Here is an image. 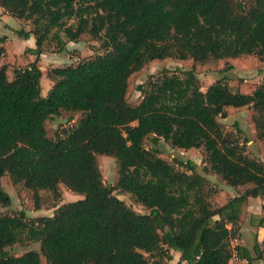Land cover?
Returning a JSON list of instances; mask_svg holds the SVG:
<instances>
[{"label": "trees", "instance_id": "trees-1", "mask_svg": "<svg viewBox=\"0 0 264 264\" xmlns=\"http://www.w3.org/2000/svg\"><path fill=\"white\" fill-rule=\"evenodd\" d=\"M0 6L32 23L17 33L34 35L36 47L27 50L37 59L49 39L64 43L61 32L70 41L88 33L104 50L50 69L45 96L37 60L15 68L12 79L8 66L0 67V205L12 203L1 185L6 174L36 197L40 190L59 197L61 183L83 195L49 216L0 214V264H158L171 250L181 254L177 264H228L234 252L251 264L249 250L233 240L248 197H261L264 210V162L219 118L228 116L227 107H252L264 141V82L242 92L220 79L203 90L195 70L165 69L139 86L138 104L127 92L130 77L153 60L251 55L264 62V0H0ZM5 40L0 35V45ZM65 111L80 118L48 135L47 122ZM162 140L203 149L204 170L227 185L254 186L215 206L216 189L197 163L166 160ZM98 155L116 159L114 185L104 182ZM116 190L149 212L134 210ZM253 219L264 228V214ZM26 242H39L40 250L8 249ZM255 252L264 260V237Z\"/></svg>", "mask_w": 264, "mask_h": 264}, {"label": "rangeland", "instance_id": "rangeland-1", "mask_svg": "<svg viewBox=\"0 0 264 264\" xmlns=\"http://www.w3.org/2000/svg\"><path fill=\"white\" fill-rule=\"evenodd\" d=\"M6 14L0 6V17ZM70 24L74 20L69 21ZM33 25L29 21L17 18L5 21L0 18V28L6 32L4 43L0 45V67L8 66V76L14 77V69L25 67L31 61L37 60L42 69L41 79L42 95H46L53 84L48 77V71L53 67H61L79 62L85 57L93 56L96 53L103 52L102 42L95 40L88 33L83 34L79 41H70L63 32L60 36L64 43H59L57 39H49L44 47L43 53L39 59L31 56L27 50L32 44V40L26 39L17 33L19 29L30 30ZM34 36V35H33ZM36 47V39L33 38ZM232 66L231 68L229 66ZM181 72L184 70H195L197 77L201 82L203 90H206L211 84L222 79L228 83L234 91L251 92L256 86L264 82V62L256 56H241L235 59L209 61L207 63H198L193 59L179 60L167 58L164 60H153L146 64L140 71L135 72L129 80L127 99L130 104L136 105L140 102L142 95L139 86L144 84L149 77L157 75L163 70ZM228 116L219 118L224 129L233 132L239 138L242 144L246 146V152L264 162V141L258 138L255 124L253 121L254 110L250 106L240 108L227 107ZM72 116V117H71ZM80 118V114L72 112H63L61 116L47 122L48 135L55 136L67 127L73 125ZM237 124V125H236ZM241 128V132L237 128ZM147 147L151 146V139L146 140ZM162 154L166 160L173 162L175 158L182 160H192L198 165V170L204 174L216 189L213 196L215 206L225 204L232 196L244 194L252 188L253 184H246L238 187L227 185L214 173H208L204 170V151L203 149L193 148L189 150L172 147L169 143L161 141L159 145ZM98 162L106 184L114 185L118 179V164L114 157L107 155H98ZM2 187L11 195L12 203L7 207L0 205V214L13 213L18 210H24L29 218H35L45 215H53L55 210L66 202L76 201L83 198V195L72 192L63 183L59 185L60 196L56 197L52 191L40 190L39 197L34 196L33 191L27 190L22 183L14 184L9 175H4L1 179ZM115 194L134 210L142 213L149 212L148 209L136 203L129 194L122 193L119 190ZM252 197V196H250ZM254 208V205L252 206ZM249 216L245 217L248 220ZM245 221V220H244ZM12 254L21 255L28 250H40L39 242H26L25 244H15L8 248ZM171 258L159 261L158 264H177L180 254L171 250ZM261 264H263L261 262Z\"/></svg>", "mask_w": 264, "mask_h": 264}, {"label": "crops", "instance_id": "crops-1", "mask_svg": "<svg viewBox=\"0 0 264 264\" xmlns=\"http://www.w3.org/2000/svg\"><path fill=\"white\" fill-rule=\"evenodd\" d=\"M3 11L5 12L4 9ZM0 18L4 19L5 21H8L10 18L14 19V17L10 16L8 13L3 14V16H1ZM6 34L7 33L2 32L0 28V35L2 36ZM33 38H35L33 35L29 38V40H32V43H31L32 45L29 46V48H35V46H33L34 45ZM32 55L33 54H31V56ZM235 196H238V195H234L232 197H235ZM262 203L263 201L261 197H248V199L243 203L242 209H241L242 210L241 217L239 221V226H240L239 236L233 240L234 246L235 245L245 246L249 250L250 254L254 258L251 261V264H261V262L264 264V260L256 259V252H255L256 243L258 241L261 242L264 237V228L258 227L257 222L253 219V216L255 215L260 216L264 214ZM253 205H254V208L252 207ZM247 215L249 216L248 220L245 219ZM231 226L232 225H230V227ZM178 253L180 254V252Z\"/></svg>", "mask_w": 264, "mask_h": 264}, {"label": "built area", "instance_id": "built-area-1", "mask_svg": "<svg viewBox=\"0 0 264 264\" xmlns=\"http://www.w3.org/2000/svg\"><path fill=\"white\" fill-rule=\"evenodd\" d=\"M228 264H249V260L247 258L241 257L237 252H234Z\"/></svg>", "mask_w": 264, "mask_h": 264}]
</instances>
